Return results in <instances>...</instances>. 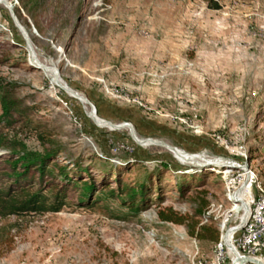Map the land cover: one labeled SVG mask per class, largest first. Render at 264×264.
Instances as JSON below:
<instances>
[{"label":"rangeland","instance_id":"rangeland-1","mask_svg":"<svg viewBox=\"0 0 264 264\" xmlns=\"http://www.w3.org/2000/svg\"><path fill=\"white\" fill-rule=\"evenodd\" d=\"M3 1L14 13L17 0ZM79 1L48 0L33 19L21 11L16 20L31 51L18 46L21 33L0 5V80L63 154L81 156L84 165L124 167L128 185L159 173L162 193L138 214L108 200L100 208L11 218L12 241L0 247V264H213L216 243L189 237L157 212L198 220L205 192L209 205L221 206L207 221L217 230L229 208L225 187L247 185L249 169L264 181V0ZM51 70L88 104L53 84ZM92 110L160 145L99 127ZM165 146L199 159L181 162ZM162 163L180 171L166 172ZM178 178L188 184L183 192ZM223 252L231 264L232 254Z\"/></svg>","mask_w":264,"mask_h":264},{"label":"trees","instance_id":"trees-1","mask_svg":"<svg viewBox=\"0 0 264 264\" xmlns=\"http://www.w3.org/2000/svg\"><path fill=\"white\" fill-rule=\"evenodd\" d=\"M47 1L17 0L14 15L19 19L23 11L33 19L47 6ZM210 8L216 10L217 6ZM12 32L16 34L14 29ZM16 43L24 46L20 36ZM25 140L36 142L39 151L29 149ZM161 167L166 172L180 171L165 164ZM125 170L106 160L84 165L81 156L63 154L47 127L33 119L32 108L0 80V247L9 248L11 244V218L17 221L28 215L54 214L68 206L100 208L108 200L134 214L145 210L154 202L152 194L158 198L162 193L156 184L159 173L128 185L120 175L127 173ZM177 181L175 186L183 192L188 184L181 178ZM201 194L194 215L198 220L170 209L158 211L157 217L161 222L184 226L191 238L215 244L218 231L211 222L200 221L209 206L205 192Z\"/></svg>","mask_w":264,"mask_h":264},{"label":"built area","instance_id":"built-area-1","mask_svg":"<svg viewBox=\"0 0 264 264\" xmlns=\"http://www.w3.org/2000/svg\"><path fill=\"white\" fill-rule=\"evenodd\" d=\"M244 179H247L248 183L246 192L243 190V184L236 188L231 182L225 187L224 201L229 208L220 215L221 220L217 223L219 238L215 245L213 264H227L223 244L229 230H231L229 242L240 256L251 257L264 264V186L257 174L250 169L245 171ZM220 210V205H209L201 218V223H206L213 212L217 213ZM213 220L216 218L213 217ZM231 221L233 225L227 229L226 225Z\"/></svg>","mask_w":264,"mask_h":264},{"label":"bare ground","instance_id":"bare-ground-1","mask_svg":"<svg viewBox=\"0 0 264 264\" xmlns=\"http://www.w3.org/2000/svg\"><path fill=\"white\" fill-rule=\"evenodd\" d=\"M0 5L2 6H5V4L3 3V0H0ZM6 10H8L7 7H5ZM47 70V69H46ZM49 77L50 79L53 81V84H56V86H59L61 89H65L67 92V94H69L71 97L77 99L81 104L83 105H86L88 104L87 103V100L84 99V98H81L80 96L76 95L74 96L75 94L74 93H71L69 89H66V87L59 81H57V77H56V74H55V71L54 70H51V72H49ZM95 111L92 110L90 113H89V118L95 123L97 124L99 127H105L109 130H120V129H126L129 131V134L130 136L134 139V141L137 143V144H140V145H144L145 143H151V144H154V145H160L159 143H156L154 141H150V140H144V141H141L139 139H137V137L134 135V132H133V128L131 125H128V124H123L122 126H116V125H112L110 124L109 122H106V121H103V120H99L95 115ZM165 148L167 149V151L172 154V156L174 158H176L177 160L181 161V162H195L196 160H198L199 158L198 157H191V156H188L182 152H180L179 150H176L174 148H171V147H167L165 146ZM201 162V161H200ZM219 165V164H218ZM217 165V166H218ZM246 189H248V186H244L243 187V190L246 192ZM245 206V204L243 205ZM230 233H228L226 236H225V240H224V244H223V248L228 251L230 254L232 253V249L230 247V244H229V239H230Z\"/></svg>","mask_w":264,"mask_h":264},{"label":"water","instance_id":"water-1","mask_svg":"<svg viewBox=\"0 0 264 264\" xmlns=\"http://www.w3.org/2000/svg\"><path fill=\"white\" fill-rule=\"evenodd\" d=\"M3 3L5 4V7L8 8V12H9V14L11 16V20H12L15 28L18 29V31H20L23 41L25 42V44L28 47V49L31 51V46H30V42L28 40V37H27L26 33L23 31V29L19 26V24H18V22L16 20V17L14 15L13 11H12V7L10 5H8L5 1H3ZM57 81L59 82L58 78H57ZM63 90L65 92H67L65 89H63ZM76 95L77 94H75L74 96H76ZM230 232H231V230H229L227 232V234L230 233ZM229 244H230V247L232 249V253L231 254H232V257H233L232 261H231V264H263L262 262H260L257 259H254V258H251V257H247V256H240L237 253V251L235 250V248L231 245L230 242H229Z\"/></svg>","mask_w":264,"mask_h":264}]
</instances>
